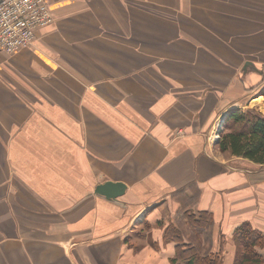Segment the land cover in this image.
<instances>
[{"label":"crops","instance_id":"obj_1","mask_svg":"<svg viewBox=\"0 0 264 264\" xmlns=\"http://www.w3.org/2000/svg\"><path fill=\"white\" fill-rule=\"evenodd\" d=\"M48 1L34 45L0 51V264H171L188 205L234 264L233 230L264 233V164L216 135L264 116V0Z\"/></svg>","mask_w":264,"mask_h":264},{"label":"trees","instance_id":"obj_2","mask_svg":"<svg viewBox=\"0 0 264 264\" xmlns=\"http://www.w3.org/2000/svg\"><path fill=\"white\" fill-rule=\"evenodd\" d=\"M217 143L222 151L264 164V116L251 108H232ZM190 217L193 218L196 235L178 232L172 236L178 245L171 264H222L225 255L222 247L216 252L210 251L214 223L212 215L200 212L198 218L195 215ZM202 233L205 234L204 245L199 237ZM232 237L236 245L234 264L264 262V255L257 249L264 245V233L261 230L245 221L233 230ZM224 243L222 240L223 246Z\"/></svg>","mask_w":264,"mask_h":264},{"label":"built area","instance_id":"obj_3","mask_svg":"<svg viewBox=\"0 0 264 264\" xmlns=\"http://www.w3.org/2000/svg\"><path fill=\"white\" fill-rule=\"evenodd\" d=\"M53 22L54 16L48 0H2L0 51L14 53L33 46L39 29Z\"/></svg>","mask_w":264,"mask_h":264},{"label":"water","instance_id":"obj_4","mask_svg":"<svg viewBox=\"0 0 264 264\" xmlns=\"http://www.w3.org/2000/svg\"><path fill=\"white\" fill-rule=\"evenodd\" d=\"M1 1L2 0H0V2ZM126 188L127 184L123 181L106 180L97 184L95 193L110 200H117L119 196L125 193Z\"/></svg>","mask_w":264,"mask_h":264},{"label":"rangeland","instance_id":"obj_5","mask_svg":"<svg viewBox=\"0 0 264 264\" xmlns=\"http://www.w3.org/2000/svg\"><path fill=\"white\" fill-rule=\"evenodd\" d=\"M221 130H222V128L220 127V128H219V131L222 132ZM219 131H218V132H219ZM223 131H224V129H223ZM220 132H219V133H220ZM219 133H218V137L220 136ZM218 137H217V139H218ZM187 203H188V202H187ZM188 206H189V205H188ZM188 206H187V210H188V211H185L186 207H184V208H180V213L183 212L184 215L179 214V219H178L179 222H183V221L186 222L185 219H186V217H187L189 214H191V215H195V216H198V213H197V214L194 213L192 207H188ZM177 222H178V221H177ZM188 226L191 227V225H180L181 228H185L186 230L188 229ZM171 227H173V225H171L170 228H171ZM180 232H185V230L182 229ZM184 235H186V233H184Z\"/></svg>","mask_w":264,"mask_h":264}]
</instances>
